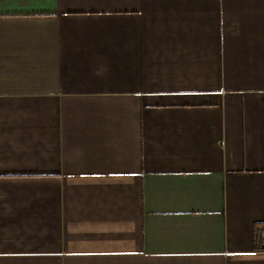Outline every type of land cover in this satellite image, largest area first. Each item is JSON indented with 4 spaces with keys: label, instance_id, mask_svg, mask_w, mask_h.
Here are the masks:
<instances>
[{
    "label": "crops",
    "instance_id": "crops-1",
    "mask_svg": "<svg viewBox=\"0 0 264 264\" xmlns=\"http://www.w3.org/2000/svg\"><path fill=\"white\" fill-rule=\"evenodd\" d=\"M0 264H264V0H0Z\"/></svg>",
    "mask_w": 264,
    "mask_h": 264
}]
</instances>
